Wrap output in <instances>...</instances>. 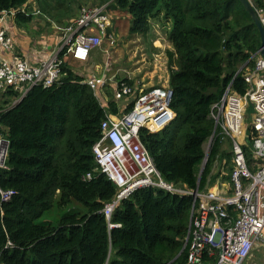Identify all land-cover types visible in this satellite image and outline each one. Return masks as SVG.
<instances>
[{"label": "trees", "instance_id": "1", "mask_svg": "<svg viewBox=\"0 0 264 264\" xmlns=\"http://www.w3.org/2000/svg\"><path fill=\"white\" fill-rule=\"evenodd\" d=\"M55 1L63 8L66 3L65 13L72 17L76 8L88 2ZM249 1L262 20L264 0ZM27 2L0 0V16L16 11L18 24L29 21L32 15L21 12ZM103 4L127 12L133 33L146 35L150 20L160 14L171 22L168 84L176 117L155 133L142 128L139 136L166 181L195 189L204 145L214 130L210 109L229 85L239 95L247 92L244 76L255 66L261 47L259 30L240 0H93L86 6ZM72 60L65 57L58 83L33 86L19 102L23 90H0V136L8 140L0 167V191H13L7 201L0 196V262L184 264L191 197L141 189L122 200L109 220L105 217L103 208L114 199L116 187L94 171L92 147L101 135L106 112L117 114L120 108L126 112L133 101L118 109L111 89H106L109 101L99 100L82 83L86 74ZM86 62L89 59L82 65ZM246 157L254 170L249 149ZM216 159L225 162L223 179L229 180L232 152L221 136L211 147L199 189L207 184ZM88 172L93 178L84 180ZM213 181L214 177L209 184ZM56 193L60 204L74 199L87 213L67 215L57 226L36 224L52 207ZM213 262L205 257V264Z\"/></svg>", "mask_w": 264, "mask_h": 264}, {"label": "built area", "instance_id": "2", "mask_svg": "<svg viewBox=\"0 0 264 264\" xmlns=\"http://www.w3.org/2000/svg\"><path fill=\"white\" fill-rule=\"evenodd\" d=\"M106 11L107 4L80 7L71 22L57 27L60 37L54 49L36 64L26 59L10 62L0 53V90L13 87V90H23L24 95L33 86L50 87L59 82L65 57L86 61L91 51L100 49L104 41L112 43L114 34L108 31L112 22ZM21 12L25 13L23 8ZM16 13L5 11L0 16V49L4 51L12 49V39L8 28L3 26V20ZM261 21L264 22V18ZM263 72L264 56L258 52L253 70L244 76L248 84L247 92L239 95L229 85L219 101L212 105L209 118L214 123V130L205 143L203 163L208 159L215 138L221 136L225 145L230 144L233 169L230 179H223L225 162L216 159L203 189H199L201 170L195 189L166 181L139 136L142 128L155 133L175 119L176 114L171 107L173 90L169 84L145 89L129 84L124 80L126 77L116 78L114 74L86 75L82 83L99 100L106 101V89H111L113 100L118 105L123 101L126 103L120 106L125 107L133 101L126 112H106L101 122V135L92 147L96 161L94 171L104 174L116 187L114 199L103 208L105 217L109 220L120 202L134 192L146 188L160 189L174 195L189 196L193 200L184 264H204L205 257L213 259L212 264H244L256 246L263 247ZM248 106L251 107V123L247 129L245 116ZM0 145L2 167L8 140L0 136ZM246 149L251 152L254 170L248 164ZM213 177V183L209 184ZM92 178L91 172L83 176L84 180ZM11 195L13 191H0L1 201L9 200Z\"/></svg>", "mask_w": 264, "mask_h": 264}, {"label": "rangeland", "instance_id": "3", "mask_svg": "<svg viewBox=\"0 0 264 264\" xmlns=\"http://www.w3.org/2000/svg\"><path fill=\"white\" fill-rule=\"evenodd\" d=\"M59 1L62 2L61 0ZM91 1L93 0H88L86 5L91 4ZM64 4L66 8L67 4ZM61 10L63 9H56V12L62 15ZM75 11H79V9L77 8ZM106 12L112 22L111 31L114 34V41L112 43L110 41H104L100 47L101 49L96 48L92 51L89 62L103 64L116 78H124L127 75L126 78L130 77L128 79L133 80L134 85L137 83L138 87L149 84L162 87L168 84L169 70L167 51L172 49L171 43L167 38L171 26L169 20L163 18L161 14L151 19V29L146 35H143L130 31L131 19L127 12L113 7H109ZM16 25L17 27L25 26L22 23L18 24V22H16ZM59 26L57 25V27ZM32 27V30H34L38 25L35 24ZM27 29L29 30V28ZM50 29V27L46 29V32ZM56 31L58 32L57 36H59L60 31L58 29ZM94 73L98 74L96 71ZM105 95L106 100L109 101L110 99H108L107 93ZM129 100L131 101V99ZM125 103L121 101L119 105ZM119 105L118 109L120 107ZM248 108L245 116V126L247 129L251 123V119L247 118ZM122 111L123 109L120 108L119 114ZM205 148L206 144L204 145ZM206 163L202 164L201 172H203ZM86 213L87 208L81 202L74 199L65 204H60V194L56 193L52 207L44 211L35 223L38 225L49 224L57 226L58 222L67 215L77 214L78 216H83ZM245 264H264V246L254 248Z\"/></svg>", "mask_w": 264, "mask_h": 264}, {"label": "crops", "instance_id": "4", "mask_svg": "<svg viewBox=\"0 0 264 264\" xmlns=\"http://www.w3.org/2000/svg\"><path fill=\"white\" fill-rule=\"evenodd\" d=\"M54 1L55 0H28L23 9L26 15L31 14L32 18L22 24L25 26L17 27V21L15 19L16 15L7 16L4 18L3 26L8 28V34L12 39V49L9 51L0 49V53L3 58L10 62L15 61L16 59H26L29 62L36 64L49 56L58 38V32L56 31L57 25L59 26L62 24H68L78 14V11L74 10V18L72 17V14L67 15V13H65V8H63L62 6L58 7L57 1ZM56 9H63L61 10L62 15H59L58 12H56ZM169 23L171 24L170 21ZM35 24L38 25V27L32 30V25L34 26ZM49 27L51 29L46 32V29H48ZM27 28H29V30ZM72 64L75 65L78 71L83 72L86 75L94 73L95 71L98 72V74H100V72L101 74L106 75L112 74L109 69H106L103 64H100L98 62H89V64L82 65L83 61L72 60ZM262 74H264V72ZM142 86V88L147 89L153 85L149 84ZM249 114L251 116V110ZM256 247L259 248L260 246Z\"/></svg>", "mask_w": 264, "mask_h": 264}, {"label": "water", "instance_id": "5", "mask_svg": "<svg viewBox=\"0 0 264 264\" xmlns=\"http://www.w3.org/2000/svg\"><path fill=\"white\" fill-rule=\"evenodd\" d=\"M240 2L243 4L244 8L248 12V14L251 16V18L253 19L254 23L256 24V26L259 30L260 37H261V47H260L259 52L262 56H264V25H263V22L261 21L259 15L255 11V9L253 8V6L249 0H240ZM24 96H25V94L22 95L17 102L21 101V99Z\"/></svg>", "mask_w": 264, "mask_h": 264}, {"label": "bare ground", "instance_id": "6", "mask_svg": "<svg viewBox=\"0 0 264 264\" xmlns=\"http://www.w3.org/2000/svg\"><path fill=\"white\" fill-rule=\"evenodd\" d=\"M2 161V145H0V162Z\"/></svg>", "mask_w": 264, "mask_h": 264}]
</instances>
